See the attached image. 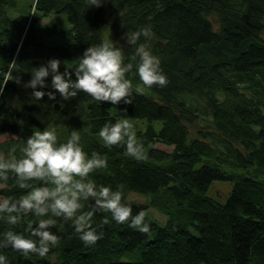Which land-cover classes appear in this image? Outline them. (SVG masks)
<instances>
[{
  "label": "trees",
  "instance_id": "1",
  "mask_svg": "<svg viewBox=\"0 0 264 264\" xmlns=\"http://www.w3.org/2000/svg\"><path fill=\"white\" fill-rule=\"evenodd\" d=\"M102 2L89 8L86 0H33L26 24L16 28L11 22L10 27L0 23L1 33L12 36L9 44L0 43V84L13 60L19 71L12 75L21 81H8L0 93V135H15L0 138V155L21 158L33 131L79 128L88 157L96 153L108 164L89 179L97 188L122 191V203L132 207L133 215L145 212L150 231H135L116 223L110 212H99L92 226L103 237L86 246L72 221L30 213L16 225L0 220V236L11 230L36 240L25 231L27 225L51 217L56 225L49 230L60 238L47 253L54 259L24 255L11 247L0 248V255L8 264H264V0ZM13 3L0 0V20L9 22L4 7ZM34 10L51 16L41 23ZM144 27L153 33L150 40L141 36L135 45H113L129 63L136 48L146 44L160 60L168 83L144 86L136 71L137 57L126 73L132 104L98 102L83 92L64 100L51 88V75L47 87L36 90L55 92L53 100L47 95L36 100L33 89L24 87L32 70L50 59L61 61V73L65 67L71 72L85 49L107 41L105 36L117 39ZM137 87L143 92L137 93ZM122 118H131L133 126L145 120L134 132L146 159L128 156L124 143L109 148L100 138L106 122ZM206 119L209 124H201L191 137L189 127ZM156 141L172 145L171 150L155 146ZM214 180L231 182L224 201L207 193ZM30 190L16 186L10 174L0 197L17 200ZM126 190L150 198L125 200ZM82 203L81 211H88L94 202ZM150 206L166 215L164 223L150 216ZM105 218L109 223H102Z\"/></svg>",
  "mask_w": 264,
  "mask_h": 264
},
{
  "label": "clouds",
  "instance_id": "2",
  "mask_svg": "<svg viewBox=\"0 0 264 264\" xmlns=\"http://www.w3.org/2000/svg\"><path fill=\"white\" fill-rule=\"evenodd\" d=\"M102 3V0H86L89 8L99 7ZM141 36L150 40L153 36L150 27L126 34L125 41L135 45ZM137 57L139 63L136 71L144 86H167L168 80L160 69V60L151 54L146 44H140L136 48L130 61H136ZM132 62L125 63L122 50L105 41L86 48L71 72L65 67L61 73V61L50 59L46 65L32 70L31 79L24 87L33 89L32 96L36 100L45 95L53 100L55 92L36 90L38 87H47L46 79L51 75V88L64 100L83 92L98 102L132 104V83L126 79V73L133 69ZM13 70L19 71L15 60L9 63L8 71L3 72L0 93L8 81L13 80L17 84L21 82L19 76L12 75ZM73 73L75 80L72 79ZM135 91L142 93L143 88L137 87ZM99 136L109 148L124 143L128 156L136 160L146 159L143 146L137 141L134 126L128 119L116 123L106 122L100 129ZM21 151L23 156L19 159H6L0 155V182H3L0 187L6 186L11 174L16 186L31 190L17 200H0V220L16 225L30 213L37 217H45L51 213V217L72 221L75 231L80 234V239L86 246L95 244L103 237V233L98 234L92 226L93 216L99 212H110L116 223L128 224L135 231L144 234L150 231L149 225L144 222L145 212L133 215L132 207L122 203V191H113L106 186L97 188L95 182L89 179L92 173L98 169H106L108 164L106 159L96 153L91 158L88 157L78 132L73 131L66 142H58L54 128L33 131ZM33 181L42 182L43 186L33 187ZM89 200L94 202L90 210L81 211L84 208L82 201ZM51 217L40 219L35 226L31 223L27 225L25 231L38 239L26 238L9 230L0 236V248L11 247L24 255L45 256L50 247L60 243V238L49 230L56 225V220ZM102 223L107 224L109 221L105 218ZM0 264H8L4 255H0Z\"/></svg>",
  "mask_w": 264,
  "mask_h": 264
},
{
  "label": "rangeland",
  "instance_id": "3",
  "mask_svg": "<svg viewBox=\"0 0 264 264\" xmlns=\"http://www.w3.org/2000/svg\"><path fill=\"white\" fill-rule=\"evenodd\" d=\"M12 2H14V5H6L4 7V11H5V15L7 16V18L9 19V22H4L2 20H0V23L4 26V27H10L11 23H13L15 25L16 28H19L20 25L22 24H26L29 19H26L27 14L29 15L31 13V11L33 10V0H10ZM31 3V6L29 5ZM34 13H36L37 15V19L39 22H46L49 16H41L39 14V12L34 10ZM213 20V25L216 28L217 27V23L214 21V18H212ZM11 22V23H10ZM4 29H2L0 27V43H10V38L12 36H7L2 34L1 32H3ZM262 37H264V29L262 30L261 33ZM105 39H107V42L110 43H116L119 45H125L126 41H125V36H121L117 39H113L110 36H105ZM4 62V59L0 57V64ZM93 100V99H92ZM123 119H128L130 122L132 121L131 118H122L120 120ZM118 120V121H120ZM201 124H205L207 126V124H209V121L206 119L205 121H201L198 120V124H196L195 126H190V135L191 137L197 136V129H201L200 125ZM204 125V126H205ZM145 126V120H141L137 123L134 124V127L137 128H143ZM154 126L155 128H159L160 127V121L156 120L154 121ZM55 129L56 133H57V137L58 138H70V135L73 131H76L78 133H80V129L76 128V127H68L67 130H65V128L61 127V126H53L51 128H48L46 130H51V129ZM45 130V131H46ZM15 135L11 132H5L2 133L0 135L1 139H6V138H10V137H14ZM155 146L163 148L165 150H171L172 145L170 144H165L161 141H156ZM231 187V182L228 180H214L213 184H211L210 188L208 189L207 193L210 196H213L215 199L220 200V201H224L225 198L227 197L229 190ZM150 196L149 194L146 193H140V192H136V191H132V190H126L124 193V199L125 200H132V201H137V202H148ZM0 200H2V197H0ZM148 213L150 214V216L152 218H155L160 224L164 223L165 219H166V215L161 213L160 211H158L156 208L154 207H149L148 208ZM43 257H48L50 259H54V254H46Z\"/></svg>",
  "mask_w": 264,
  "mask_h": 264
}]
</instances>
